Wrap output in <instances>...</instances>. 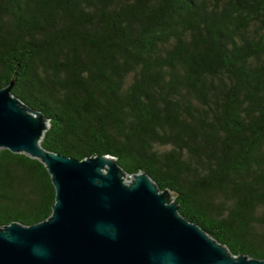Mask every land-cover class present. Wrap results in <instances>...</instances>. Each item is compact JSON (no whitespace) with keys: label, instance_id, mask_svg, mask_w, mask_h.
Listing matches in <instances>:
<instances>
[{"label":"trees","instance_id":"16d2710c","mask_svg":"<svg viewBox=\"0 0 264 264\" xmlns=\"http://www.w3.org/2000/svg\"><path fill=\"white\" fill-rule=\"evenodd\" d=\"M40 146L144 172L233 255L264 259V0H0V89ZM45 166L0 149V228L47 220Z\"/></svg>","mask_w":264,"mask_h":264},{"label":"water","instance_id":"95a60500","mask_svg":"<svg viewBox=\"0 0 264 264\" xmlns=\"http://www.w3.org/2000/svg\"><path fill=\"white\" fill-rule=\"evenodd\" d=\"M13 85L0 89V149L39 160L55 203L41 223L0 228V264H264L182 217L146 173L126 181L110 155L79 161L41 147L48 121L11 94Z\"/></svg>","mask_w":264,"mask_h":264},{"label":"rangeland","instance_id":"374dc122","mask_svg":"<svg viewBox=\"0 0 264 264\" xmlns=\"http://www.w3.org/2000/svg\"><path fill=\"white\" fill-rule=\"evenodd\" d=\"M128 180H129V177L126 178V181H128Z\"/></svg>","mask_w":264,"mask_h":264},{"label":"built area","instance_id":"2783aa9c","mask_svg":"<svg viewBox=\"0 0 264 264\" xmlns=\"http://www.w3.org/2000/svg\"><path fill=\"white\" fill-rule=\"evenodd\" d=\"M131 178V176H129V179Z\"/></svg>","mask_w":264,"mask_h":264}]
</instances>
